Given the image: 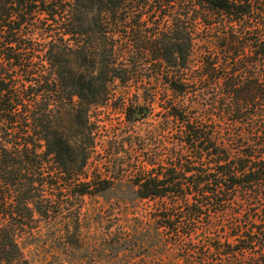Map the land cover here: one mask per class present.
Here are the masks:
<instances>
[{
  "label": "trees",
  "instance_id": "trees-1",
  "mask_svg": "<svg viewBox=\"0 0 264 264\" xmlns=\"http://www.w3.org/2000/svg\"><path fill=\"white\" fill-rule=\"evenodd\" d=\"M166 17L169 31L154 40L146 36L154 32L142 29L147 22L156 26L155 19ZM125 55L173 63L164 79L180 94L191 87L183 71L197 55L196 79L208 83L200 101L215 116V135L190 123L181 140L199 159L201 151L209 157L205 169L184 166L200 173L190 186L197 196L165 201L168 192L182 191L177 172L137 167L138 197L163 200L156 228L171 231L228 214L225 239L196 257L186 252V264H264V0H0V264H32L20 238L40 220H52L55 209L66 214L74 206L52 192V164L69 175L87 171L95 148L93 106L117 96L115 81L140 73L122 62ZM125 95H118L123 102ZM167 109L185 121V106ZM144 113L129 108L125 117ZM94 175L72 192L98 194L112 186Z\"/></svg>",
  "mask_w": 264,
  "mask_h": 264
},
{
  "label": "rangeland",
  "instance_id": "rangeland-1",
  "mask_svg": "<svg viewBox=\"0 0 264 264\" xmlns=\"http://www.w3.org/2000/svg\"><path fill=\"white\" fill-rule=\"evenodd\" d=\"M155 20L158 25L147 22L142 27L154 31L146 33L151 40L162 36L158 32L170 29V18ZM187 28L198 32L200 27L187 25ZM116 29L130 30V27L119 26ZM192 37L195 44L199 34ZM114 38L125 41L127 35L115 34ZM120 59L124 64L138 66L140 73L127 81H115L111 88L117 96L93 106L92 115L95 117L91 116L90 121L93 123L95 148L88 160L87 171L69 175L56 163L52 164V192L64 199H72L74 206L66 214L56 215L55 209L52 220H40L31 234L20 238L24 254L32 264H186L183 258L186 252L193 257L201 251L209 252L207 244L225 239L232 224L228 214H215L186 228L169 231L155 226L159 217L154 213L163 200L173 196L193 198L198 194L190 186L200 173L197 169L189 171L184 166L192 164L205 169L209 160L204 151H201L203 157L199 159L198 153L194 154L181 141L190 123L195 126L202 124L215 135V116L206 113L199 97V90L208 83L196 79L200 64L198 56H192L183 71L186 73L185 82L191 86L185 94L174 91L165 82V72L175 70L173 63L169 67L166 60L150 56L137 60L125 55ZM122 92L126 93L125 102L118 96ZM179 104L187 108L185 121L173 116L175 110L167 109ZM129 108H143L144 116L126 118L125 111L129 112ZM227 125L223 124L224 133ZM219 141H222L221 137ZM119 144L122 147L117 148ZM137 167L149 173L157 169L161 172V167L173 168L182 183V191L168 192L163 200L158 197L139 198L133 184V180L139 177ZM94 173L100 179L110 180L112 186L98 194L79 196L72 192L74 184L92 178ZM152 176L162 177L159 174ZM208 222L213 226L208 227ZM193 228L195 230L188 239L186 234ZM245 255L250 256V253Z\"/></svg>",
  "mask_w": 264,
  "mask_h": 264
},
{
  "label": "water",
  "instance_id": "water-1",
  "mask_svg": "<svg viewBox=\"0 0 264 264\" xmlns=\"http://www.w3.org/2000/svg\"><path fill=\"white\" fill-rule=\"evenodd\" d=\"M138 113L140 114L141 112L139 111Z\"/></svg>",
  "mask_w": 264,
  "mask_h": 264
}]
</instances>
